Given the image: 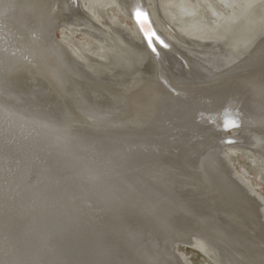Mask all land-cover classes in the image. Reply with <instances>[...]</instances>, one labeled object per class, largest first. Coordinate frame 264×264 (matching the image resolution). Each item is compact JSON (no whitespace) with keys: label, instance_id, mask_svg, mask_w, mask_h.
<instances>
[{"label":"bare ground","instance_id":"obj_1","mask_svg":"<svg viewBox=\"0 0 264 264\" xmlns=\"http://www.w3.org/2000/svg\"><path fill=\"white\" fill-rule=\"evenodd\" d=\"M195 1L0 0V264H185L176 241L264 264V202L223 153L264 172V26L240 36Z\"/></svg>","mask_w":264,"mask_h":264},{"label":"rangeland","instance_id":"obj_2","mask_svg":"<svg viewBox=\"0 0 264 264\" xmlns=\"http://www.w3.org/2000/svg\"><path fill=\"white\" fill-rule=\"evenodd\" d=\"M170 1L171 0H164L165 3L168 2L166 4H169ZM188 1L192 4H197L195 0ZM89 2H92V0H80V3L85 4L87 7H89L90 5ZM211 2H213V5H217L214 7L218 9V11L222 14H220L218 23L235 24V31H238V35L243 37L245 36L247 38L254 37L258 36L256 34L262 31V28L264 26V0H237L239 8L238 6H234L233 8L235 18H233L234 15L233 13H231L232 10L227 6L223 5L220 1L212 0ZM97 8V12L101 20L105 21L107 15L108 17L113 16L115 19L118 20L119 25H121L122 27H127L130 33L132 34L135 32L136 29L134 23L127 20L125 16L121 12H118L115 8ZM169 10L173 11L174 9L169 8ZM198 13L199 16L194 17L195 20L200 19V22L205 24L206 26H214L215 23H212L214 18L212 17V14H210L211 12L202 9ZM199 17H201L203 20ZM186 21L192 22L191 18H188ZM185 23L180 24L178 21H176L175 23L174 20L172 23H170V28L172 27L171 29L173 30V32H176L174 30H177L179 27H185ZM59 31H57L58 33H56L57 38H60L62 40H66L67 38H69L68 33L64 31ZM165 33L166 35H171L169 29H165ZM69 39L73 41L74 45L76 46H78L77 42L79 41L84 47L88 48L90 53L93 55H97L102 46H108L103 41L97 42L90 36L80 33L71 36ZM226 133L233 137L232 131ZM223 153L225 154L226 160L232 170L242 179L246 180L249 183L250 187L260 195L262 201L264 202V172L257 164L252 162L253 156L251 154V151L247 149L235 150L233 146H227L223 149ZM190 238L206 239L205 235L203 234H200L198 236L197 234H195L193 236H190ZM173 256L176 257V259H180L181 262L185 264H215V257L212 254H205L198 248L180 241L175 242V250L173 252Z\"/></svg>","mask_w":264,"mask_h":264},{"label":"snow or ice","instance_id":"obj_3","mask_svg":"<svg viewBox=\"0 0 264 264\" xmlns=\"http://www.w3.org/2000/svg\"><path fill=\"white\" fill-rule=\"evenodd\" d=\"M135 17L137 19V22L141 25V29L145 32L146 37L149 39V46L151 47V38L154 37L156 34L151 30L150 27H145V25L148 24L147 14L137 9L135 12ZM157 40L159 41L158 37ZM159 43H161L164 47H167V45H164L163 41H159ZM153 51H155V48H153Z\"/></svg>","mask_w":264,"mask_h":264}]
</instances>
